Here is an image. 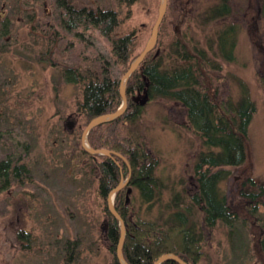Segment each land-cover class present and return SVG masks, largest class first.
<instances>
[{
	"label": "rangeland",
	"instance_id": "obj_1",
	"mask_svg": "<svg viewBox=\"0 0 264 264\" xmlns=\"http://www.w3.org/2000/svg\"><path fill=\"white\" fill-rule=\"evenodd\" d=\"M68 1L91 9L114 10L120 20L116 35L139 30L141 48L159 7V0H139L130 5L120 0ZM192 1L184 3L186 9L195 12L215 2ZM13 3L0 0L1 11L12 14ZM175 5L176 9H170L168 24L180 9V3ZM18 10L21 12L10 25L9 34L0 38V158L9 151L23 157L27 172L22 178L29 184L0 193V264H110L102 231L104 200L97 193V161L79 150L81 131L78 134L77 128L80 130L81 119L76 104L80 87L63 83L59 72L66 67L84 69L80 63H92L98 55L109 64L114 79L122 76L110 57L109 44L98 32L89 29L75 35L60 28L58 0H18ZM227 22L238 23L241 30L235 60L225 63L215 59L222 70L221 79L213 84L220 94L229 88L238 100L241 92L232 79L236 76L247 86L255 113L248 128L247 162L229 169L232 176L220 183L219 189L232 195L233 208L241 216L235 225L244 229L247 237L241 232L231 234L217 223L207 232L205 258L199 264H264V83L257 76L259 71L263 77L264 46L259 41L260 22L254 0H233V14ZM44 23L47 26L42 27ZM56 30L60 32L57 36ZM50 37L57 39L54 47ZM196 37L205 47L204 34L196 30ZM46 51L54 67L37 58ZM179 110L177 103L157 99L145 107L140 122L145 148L157 159L154 177L164 186L160 198L150 204L141 200L138 190L131 191V213L145 221H162L172 212L167 206H171L173 194L181 193L182 199L183 192L195 181L193 166L201 140L185 128L182 118H177ZM247 179L253 183H247ZM237 185L246 194L257 193V209L247 217L237 209L240 199L232 188ZM18 232L28 234L27 240L17 241ZM68 241L73 247L69 252L65 249Z\"/></svg>",
	"mask_w": 264,
	"mask_h": 264
},
{
	"label": "trees",
	"instance_id": "obj_2",
	"mask_svg": "<svg viewBox=\"0 0 264 264\" xmlns=\"http://www.w3.org/2000/svg\"><path fill=\"white\" fill-rule=\"evenodd\" d=\"M186 1L166 0L156 44L126 82V110L116 119L92 129L87 137L91 148L105 149L110 155H89L79 144L82 155L97 161V193L104 200L105 222L102 231L111 256L110 264H119L116 248L120 229L105 201L109 192L127 177L128 183L114 198V209L125 226L126 235L121 252L127 264H154L167 254L177 256L186 264H199L205 258L203 243L207 232L217 223L225 226L231 234L245 235L244 229L235 225L241 216L233 208L232 195L223 194L219 185L231 178L232 172L229 169L240 168L247 162L248 128L255 113V105L249 98L247 86L236 76L232 79L241 92L238 100L231 96L229 88L220 94L213 84L221 79L222 70L221 64L215 59L219 58L225 63L235 60L234 50L240 26L235 22H227L233 14V0H214V3L196 12L186 9ZM119 2L130 5L139 0ZM176 3H180V9L175 10L177 15L168 24L170 9H176ZM12 5V14H5L0 9V38L9 34L10 25L21 12L18 10V0H14ZM58 5L60 28L75 35H82L83 31L89 29L98 32L109 44L110 57L119 68L121 76L147 43L141 48L143 41L138 36L139 30L116 35L120 20L112 9L76 6L68 0H58ZM254 9L260 22L257 28L259 41L264 46V0H254ZM44 26L47 24H42ZM51 26L54 27V24ZM196 30L204 34L205 47L200 45ZM167 32L170 33L169 38ZM58 33L56 30L55 36ZM162 35L166 36V40L162 39ZM43 39L46 40L45 37ZM56 41L50 37L53 47ZM47 51L38 54L37 58L54 67L56 64ZM87 63V60L80 63L84 69L66 67L59 72L63 83L80 87V99L76 104L81 119L78 134L79 131L82 134L91 120L114 113L122 101L119 80L114 79L109 64L98 55L92 63ZM262 73L263 77L259 71L257 76L264 83ZM144 93L148 100L142 105L140 99ZM157 99L179 105L177 118H182L185 128L201 140V150L195 156V181L192 188L183 192L182 199L181 193L173 194L171 206H167V210L171 207L168 211L172 212L160 222H150L132 215L130 193L133 189L138 190L141 200L150 204L160 198L164 189L162 182L154 177L157 159L145 148L144 134L140 127L145 107ZM26 172L23 157H15L10 151L4 152L0 158V193L12 186H27L29 183L22 178ZM246 181L253 183L249 179ZM232 188L238 193L240 204L237 209L245 214L244 217L254 213L257 209V193L246 194L242 192L241 185ZM196 215L198 218L194 220ZM27 238L28 234L24 232L16 234L19 242ZM71 248L68 241L65 249ZM162 264L178 263L166 261Z\"/></svg>",
	"mask_w": 264,
	"mask_h": 264
},
{
	"label": "water",
	"instance_id": "obj_3",
	"mask_svg": "<svg viewBox=\"0 0 264 264\" xmlns=\"http://www.w3.org/2000/svg\"><path fill=\"white\" fill-rule=\"evenodd\" d=\"M165 9H166V0H159L158 15H157V19H156V21L152 27L150 37L147 40V43H146L143 51L131 63L128 70L125 72V74L119 80V93H120L121 100H122L119 108L112 114L102 115V116H99V117L91 120L88 123V125L85 127V129L83 130V132L81 134V146H82L83 150L85 152H87L89 155H92V156H94V155H110V152L105 150V149L95 150V149L91 148L87 142V137H88V135L92 129L96 128L97 126H100L102 124L108 123V122L116 119L117 117L121 116L124 113V111L126 110V107H127V100H126V96H125L126 82H127L128 78L137 70L139 65L143 62L145 56L154 48V46L156 44V40H157L158 28L162 22V19H163L164 13H165ZM147 100H148L147 94L144 93V95L141 96L140 103L143 105L147 102ZM68 128L71 129V124L68 125ZM128 180H129V177H127L124 181L122 180L116 188H114L113 190H111L109 192L108 198H107L108 210L111 213V215L117 220V222L119 224V229H120V236H119L118 245L116 248V257H117L119 264H127L123 258L122 252H121L122 245H123L126 234H125L124 222L121 219V217L119 216V214L115 211L113 201H114L116 193L118 191H120L123 187L126 186V184L128 183ZM128 192H130V190ZM166 261H174L178 264H186L185 262L180 260L177 256H174L172 254H167V255L161 256L154 264H162Z\"/></svg>",
	"mask_w": 264,
	"mask_h": 264
}]
</instances>
